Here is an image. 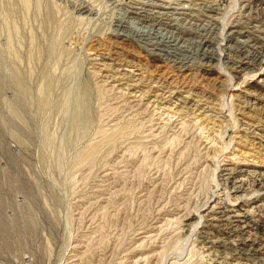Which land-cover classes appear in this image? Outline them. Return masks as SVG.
<instances>
[{"label": "rangeland", "instance_id": "374dc122", "mask_svg": "<svg viewBox=\"0 0 264 264\" xmlns=\"http://www.w3.org/2000/svg\"><path fill=\"white\" fill-rule=\"evenodd\" d=\"M30 1L27 10L19 0H0V264H167L175 257L263 264L241 249L204 251L200 222L183 231L185 214L233 198L224 179L206 180L216 163L236 155L264 164L260 131L240 137L246 123L264 131L262 112L241 114L231 97L238 90L213 84L201 59L207 0L182 2L193 17L180 21L187 28L180 51L159 41L167 29H141L131 15L135 0ZM229 15L244 20L239 6ZM18 80L29 90L25 106ZM86 85L90 121L77 137L76 99ZM177 101L185 103L175 114ZM10 104L21 124L8 114ZM93 145L94 160L81 163L79 154ZM246 235L259 239L264 229ZM175 240L181 255L167 253Z\"/></svg>", "mask_w": 264, "mask_h": 264}, {"label": "bare ground", "instance_id": "6f19581e", "mask_svg": "<svg viewBox=\"0 0 264 264\" xmlns=\"http://www.w3.org/2000/svg\"><path fill=\"white\" fill-rule=\"evenodd\" d=\"M184 1H188V0H135V3H134L135 7L133 8L134 12L131 13V15L134 14L138 18V20H140L144 24H147L145 26V25H142L141 23L140 24L142 26L141 29H149V30L150 29H162V30L167 29L165 32L168 36H161L159 41L168 43L167 45H165V47L169 50L171 49L172 51H180L179 42L182 39V32H183V29H187L185 28L186 26L184 27L180 24V21L184 20L182 18L190 19L193 17L192 14L186 13V9L183 7V4H182V2ZM218 1L220 0H207L206 1L207 2L206 8H205L206 23H205V26H202L203 27L202 29H205V30L207 29V31H205V34L203 35L202 43L200 40L201 45H203L201 47L202 48L204 47L203 49L201 48V55H202L201 59L205 61L204 65L207 67L206 72L210 76L212 74L214 75V77L213 76L211 77L213 84L220 86V85H224L225 83H228L229 84L228 88H231L232 86H234V89L238 90L237 92L233 93L231 97H232V100L235 99L237 103L241 104V105H237L236 103V105L239 106V111L241 112V114L245 115L247 113H253L257 115L259 112H262V115L264 116V108H263L264 106V68H262L261 66L262 64H264V7H263L264 0H229L230 1L229 5L225 7H222V6L220 7V5L217 4ZM31 2L32 1L30 0H19L18 3H20L21 7H23L24 9L25 8L27 9L30 7ZM34 6H39V4L36 3ZM238 6H239V13L244 18V20L242 22L240 20H234V19L230 21L231 17L229 15V18H228L227 17L228 14L230 13L232 9H235ZM10 14H11V11H10ZM138 20L136 19V22ZM138 32H141V30L139 29ZM10 33L11 34H10V38L8 42V46H9L8 48L12 46L11 39L14 38L17 34L16 30L13 28L10 29ZM257 33L258 35H256ZM34 41L35 40L33 39L32 43H34ZM157 48L158 46L155 47L154 49L158 50ZM112 55L117 57L119 55V52L115 50L112 53ZM110 57L113 58V56H110ZM121 58H122V55H121ZM119 61H120V58H119ZM114 62L116 61L114 60ZM255 76H257L256 80L258 81H254V80L253 81L251 80V82H247L248 80L246 81V79L248 78L252 79ZM238 79H241V81L239 82L236 81ZM178 81L181 82L180 80ZM16 83H17L16 88H18L17 97L21 99L22 101L21 103H23L25 106L26 104L25 101L27 100L28 102V99H29L28 97L29 90L26 88L27 85H25V82H23L22 80H18V82ZM253 86H257V87L252 88L254 90H250V87H253ZM79 91H80V95L78 93L79 99H76L78 106L75 110L76 112L74 115L75 116L74 117L75 130H76V133L78 132V134L76 135L77 137H79V135L84 133L83 131L86 128V125L88 124V122L90 121L89 119L90 117L88 115L89 112L87 111L86 109L87 107L85 104L86 103L85 98L88 99L87 97H85V94L87 91H89L87 90V85L80 87ZM25 96L28 97V99ZM82 97L83 98L85 97V98L82 100ZM24 98L26 99L24 100ZM81 100L84 102L83 104ZM181 101H177V103L173 102L175 104V106L173 107V110L177 109L180 103H185ZM10 105H9L10 107H8L7 105L5 106V107H8L7 108L8 114H10V116L12 117V119L15 120V122H18L19 124H21L22 118L15 107L16 103L14 106L15 108L13 107L12 104ZM179 110L180 109L175 110L174 113L178 114ZM248 117L254 119V121L257 120L255 116L248 115ZM2 122L1 124H5ZM181 123H183V121ZM183 124H185V122ZM22 125H25V124H22ZM254 131L255 132L260 131L259 133H256L257 137L259 138L258 144L260 148V146L264 144V131L262 129H258V125H255L254 123L253 124L246 123V127L242 130V134L240 135V137L248 138L249 133L255 134ZM13 138L17 140L16 137H13ZM166 141L168 142V140ZM172 142L174 143L175 141L172 140ZM96 153H97L96 146L94 145L87 146L79 154V157H78L79 161L81 163L91 162L92 160H94ZM229 159H230L229 163H226V164L223 163L221 165L220 164L217 165L216 163V166L214 165V169L212 168L214 173H210L211 170L208 169L207 172L210 173L211 176H208L206 180L216 181V179L220 177L222 180L224 179L226 182H228L230 184V190H231L230 192L232 193V196H233V198H231L232 200L227 198L228 200L225 203L223 202L222 204H219V203L217 204V202L211 201L210 199V203L206 204L207 206H205L206 208H204V210L199 211L197 209L195 214L194 213L185 214V216L182 218V222H184V224H182L184 227L183 231L188 234L193 232L194 230H196L197 228L196 226L200 222L204 225L200 227L201 228V231L199 234L200 240H198L199 238L197 237L198 238L197 241L200 242L204 251L209 250L215 253V252L224 251L225 249H228V250L233 249L235 251L236 250L239 251L241 249V250H244V251H241V250L240 251L244 253L243 255H245L246 258L257 257L264 264V235L261 236V238L259 239L249 238L246 235L247 232L250 231L251 229L253 230L254 229H264V164L262 162L261 163L258 162L257 160H251L250 162H247L246 160H242V159L239 160L236 157V155H232V157H230ZM248 185H249V188L248 190H246L247 189L246 187ZM245 191H247V193L244 195L242 192H245ZM240 193H242L243 195L242 194L239 195ZM214 200H217V198ZM218 202L220 201L218 200ZM244 234L246 236H244ZM250 234H252V232ZM176 241L177 240L171 243V244L174 243L172 246L166 247L167 253L171 251H176L177 255H181L183 251V243L176 242ZM191 258L186 257L185 260H179L178 258L175 257L172 260L167 261V264H191L189 262ZM240 259H243V258H237L232 263H229V264H244L239 261Z\"/></svg>", "mask_w": 264, "mask_h": 264}]
</instances>
